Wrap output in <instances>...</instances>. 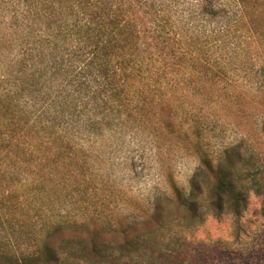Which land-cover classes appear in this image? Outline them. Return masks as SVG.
Masks as SVG:
<instances>
[{
    "label": "trees",
    "instance_id": "1",
    "mask_svg": "<svg viewBox=\"0 0 264 264\" xmlns=\"http://www.w3.org/2000/svg\"><path fill=\"white\" fill-rule=\"evenodd\" d=\"M245 12L243 0H0V24L14 34L0 39V54L12 56L0 64V264H61L62 253L74 249L66 229L87 231L89 242L79 250L104 261L105 234L130 254L163 225L160 199L137 216L109 221L103 199H92L96 185L81 144L138 121L149 92L168 87L166 73L152 65L234 64L254 38ZM261 64L264 86V54ZM153 114L162 132L175 136L179 128L198 161L188 190L169 178L165 202L198 223L205 193L213 215L238 218L252 189L262 197L264 218L260 153L238 143L213 155L201 131L184 130L159 99ZM259 126L264 135V120ZM48 177L67 196L66 211L50 225L30 215L32 203L46 207L40 199L50 193ZM76 208L77 216L69 212Z\"/></svg>",
    "mask_w": 264,
    "mask_h": 264
},
{
    "label": "rangeland",
    "instance_id": "2",
    "mask_svg": "<svg viewBox=\"0 0 264 264\" xmlns=\"http://www.w3.org/2000/svg\"><path fill=\"white\" fill-rule=\"evenodd\" d=\"M243 4L254 38L242 45L234 64L152 65L153 72L158 68L161 75L166 73L162 80L168 82L162 94H157L159 98L149 92V103L138 121L81 144L89 154L96 185L92 199H103L109 221L120 214L137 216L145 208L152 209L160 199L164 205L163 225L149 233L130 254L117 247V236L105 234L103 243L109 247L104 261L79 250L81 245L77 244L89 242L87 231L66 229L63 237L74 242V249L62 253L61 264H264L262 197L254 190L246 189V207L238 218L229 213L213 215L205 193L199 199L203 219L198 223L188 222L173 204L165 202L170 194L169 178L188 190L198 161L182 141L179 128L175 136L162 132L153 114L159 99L162 106L175 111L184 130L195 126L201 131L203 144L213 155L241 143L247 153L256 150L264 160V135L258 132L264 120V86L258 73L264 54V0H243ZM12 36L0 24V39ZM6 53L0 54V64H8L11 59ZM134 103L141 101L136 97ZM57 181L52 177L44 181L50 193L40 201L46 207L38 211L32 203L30 210V215L45 218L47 225L66 211L62 205L66 192L56 186ZM69 212L76 216L81 213L77 208Z\"/></svg>",
    "mask_w": 264,
    "mask_h": 264
}]
</instances>
